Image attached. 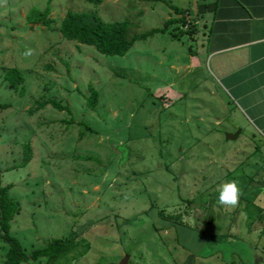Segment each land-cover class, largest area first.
Wrapping results in <instances>:
<instances>
[{
    "label": "rangeland",
    "instance_id": "374dc122",
    "mask_svg": "<svg viewBox=\"0 0 264 264\" xmlns=\"http://www.w3.org/2000/svg\"><path fill=\"white\" fill-rule=\"evenodd\" d=\"M209 1L0 0V102L10 103L0 108V174L21 203L11 233L29 255L71 239L58 257L22 264H264V141L208 72L196 12ZM48 6L50 26L27 21ZM68 10L129 20L128 39L184 22L110 56L63 38ZM14 67L19 90L5 80ZM50 100L70 112L39 107ZM228 179L240 188L235 206L216 200ZM7 250L0 232V264Z\"/></svg>",
    "mask_w": 264,
    "mask_h": 264
},
{
    "label": "crops",
    "instance_id": "0c3cea01",
    "mask_svg": "<svg viewBox=\"0 0 264 264\" xmlns=\"http://www.w3.org/2000/svg\"><path fill=\"white\" fill-rule=\"evenodd\" d=\"M209 74L264 141V0L198 6Z\"/></svg>",
    "mask_w": 264,
    "mask_h": 264
},
{
    "label": "trees",
    "instance_id": "16d2710c",
    "mask_svg": "<svg viewBox=\"0 0 264 264\" xmlns=\"http://www.w3.org/2000/svg\"><path fill=\"white\" fill-rule=\"evenodd\" d=\"M94 5H99L103 0H88ZM177 13H182V10L175 8ZM50 7L48 6L44 11L38 8H33L27 16L29 23L43 22L45 25L50 26L53 19L48 18ZM184 22V18H170L161 28H154L146 32L136 34L132 39H128L127 35L130 30L131 22L129 20L106 22L96 12H76L68 10L66 15L60 22V31L63 38L71 41H76L80 44L93 46L98 52L110 56H124L134 42L138 39H145L156 33H166L169 27ZM32 24V27L34 25ZM192 28H188L185 32H192ZM184 30H179L175 36H180ZM5 80L9 82L15 90H19L20 85L25 81L23 72L14 67L10 69L6 75ZM91 94L88 98L89 105L95 108L99 101V92L90 85ZM24 90L21 89V93ZM47 103L52 104L60 110L70 112V107L62 105L56 100H50L45 103L39 104V107H45ZM10 103L0 102V108H7ZM32 156L31 145H25V155L22 164H26ZM11 186L4 185L2 176L0 174V232L1 239L8 245L6 252L7 264H22L31 259L37 260L40 258H56L64 248L71 241L69 238H54L45 247L36 249L31 255L27 254L21 240L11 233L12 221L20 214L21 203L11 195ZM158 213L162 218L175 220L181 217V214H167L164 209H158ZM180 220V219H177Z\"/></svg>",
    "mask_w": 264,
    "mask_h": 264
},
{
    "label": "clouds",
    "instance_id": "9594fccd",
    "mask_svg": "<svg viewBox=\"0 0 264 264\" xmlns=\"http://www.w3.org/2000/svg\"><path fill=\"white\" fill-rule=\"evenodd\" d=\"M26 55L29 53H25ZM240 196L238 182L228 179L221 183L217 189L216 200L219 205L235 206Z\"/></svg>",
    "mask_w": 264,
    "mask_h": 264
},
{
    "label": "water",
    "instance_id": "95a60500",
    "mask_svg": "<svg viewBox=\"0 0 264 264\" xmlns=\"http://www.w3.org/2000/svg\"><path fill=\"white\" fill-rule=\"evenodd\" d=\"M242 132V129L239 128L236 132H232V133H227L226 134V138L227 140H232V139H236L238 138V136L240 135V133ZM127 262V258H124L122 261H121V264H126Z\"/></svg>",
    "mask_w": 264,
    "mask_h": 264
}]
</instances>
